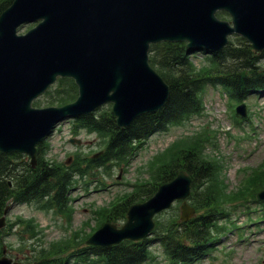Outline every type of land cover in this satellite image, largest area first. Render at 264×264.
<instances>
[{"label": "water", "instance_id": "water-1", "mask_svg": "<svg viewBox=\"0 0 264 264\" xmlns=\"http://www.w3.org/2000/svg\"><path fill=\"white\" fill-rule=\"evenodd\" d=\"M218 11L228 12L231 20L219 19ZM32 22L34 27L17 34L18 27ZM233 34L264 50V0H13L0 13V151L27 154L34 165L36 145L58 122L109 102L117 126H128L161 108L169 94L148 63L151 43L180 41L218 51ZM59 76L74 79L76 99L33 106ZM236 111L246 116L245 104ZM191 182L180 170L147 200L130 205L121 227L105 222L86 242L111 246L140 240L152 231L153 216L174 200H183L180 219L189 220ZM256 198L264 200V189ZM3 221L4 216L0 227ZM0 264L27 263L2 255Z\"/></svg>", "mask_w": 264, "mask_h": 264}, {"label": "rangeland", "instance_id": "rangeland-1", "mask_svg": "<svg viewBox=\"0 0 264 264\" xmlns=\"http://www.w3.org/2000/svg\"><path fill=\"white\" fill-rule=\"evenodd\" d=\"M225 13L228 16L225 19L230 20ZM33 25L28 24L19 32H25ZM191 61L195 68L204 63L200 55L191 57ZM69 88L74 91L73 87ZM220 89V86L205 87L201 94L202 109L198 114L181 124L170 125L166 131L153 134L125 163L115 160L89 162L94 154L99 153L96 159L101 155L103 137L82 128L78 129V135L73 136L76 125L72 119L58 123L43 141L47 145L44 158L65 165H69L71 159H78L85 175L72 174V181H76L65 197L63 209L38 205L33 201L11 204L0 228L3 230L1 250L4 247L5 255L12 261L38 264L39 258L44 256L47 260L57 258L55 262L59 263L58 257L66 258L70 250L86 246V238L106 221L104 216L110 205L126 198L129 203L143 201L145 195L137 190L136 184L152 182L155 167L168 160L167 156L173 150L197 142L196 148L209 162L207 166L212 172V180L214 177L215 183L221 187H217L219 193L211 189L208 193L206 185L210 181H205L195 192L191 188L188 198L191 205L209 194L214 195L218 208L214 216L218 225H214L212 233L219 237L208 247V253L193 264H264V201L256 200L247 189L255 178L253 176L264 169V95H250L237 101ZM41 98L36 99L39 104L35 106H48L49 100ZM242 101L246 105V118L236 114L235 110ZM107 107L111 104L102 106L100 110ZM71 137L79 138L80 144L70 142ZM94 164L97 165L92 167ZM212 186L215 187L214 184ZM210 195L209 200L212 201ZM179 205L180 201L175 202L168 210L158 213L155 221L165 225L172 217L179 220ZM220 208L224 213H218ZM198 211L195 210L194 215ZM123 221L120 219L114 223L121 226ZM63 244L69 247L65 251L53 256L47 251ZM152 254L151 260L141 264H169L160 246H153ZM63 264L102 263H76L69 257Z\"/></svg>", "mask_w": 264, "mask_h": 264}, {"label": "trees", "instance_id": "trees-1", "mask_svg": "<svg viewBox=\"0 0 264 264\" xmlns=\"http://www.w3.org/2000/svg\"><path fill=\"white\" fill-rule=\"evenodd\" d=\"M11 2L12 0H0V13ZM217 15L222 19L228 18L225 12H218ZM188 50L185 42H158L150 45L149 63L169 87L167 100L159 110L142 114L123 128L117 126L110 107L79 116L75 120L74 133L84 128L103 137L102 154L97 159H89V162L106 163L109 160H115L117 163L127 162L150 135L198 114L202 109L201 94L208 85L220 86L230 98L238 100L253 94L264 95L262 64L264 52H254L242 37H230L229 42L219 51ZM198 54H201L204 63L195 68L191 57ZM69 87H73L74 91L71 92ZM76 96V85L70 78H58L57 82L42 95L49 100L46 104L48 106L71 102ZM40 98L39 100L42 99ZM39 100H36L34 105L39 104ZM197 146V142H192L176 148L167 156L168 160L155 167L152 182L136 184L137 190L145 195L142 199L152 195L159 184L171 180L180 169H185L191 175L194 192L205 181H210V184L206 185L208 193L211 190L219 193L217 187L221 185L215 183L214 177L212 180V172L207 166L209 162L201 155ZM46 147V144L38 143L37 162L34 168L24 154L0 151V216L12 202L33 201L38 205L64 208L65 197L76 181H72V174L83 176L85 169L78 159L71 160L69 165L46 160L44 158ZM95 165L97 164L92 167ZM253 177L255 178L247 189L250 194L255 195L258 188L264 186V169ZM209 195L204 197L206 200L193 203L195 209L199 211L187 223H182L175 217L165 225L156 222L154 236L150 238L139 241L124 240L108 247L88 245L70 250L66 258L58 257L59 263L55 262L57 258L51 257L47 260V257L41 256L38 264H44L46 260L45 264H63L69 257L76 263L88 261L102 264H141L154 257L153 246L162 248L165 260L169 264H193L206 255L208 247L217 240L212 229L214 225H218L214 216L218 208L214 195H210L212 201L209 200ZM128 201L126 198L110 205L104 219L112 222L125 220ZM220 210L219 214L224 213L221 208ZM2 232L3 230H0V240ZM68 248L63 244L47 251L53 256Z\"/></svg>", "mask_w": 264, "mask_h": 264}]
</instances>
